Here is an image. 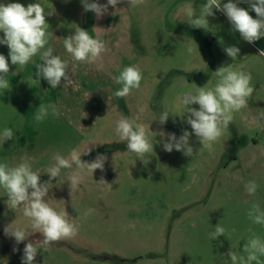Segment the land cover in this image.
Returning a JSON list of instances; mask_svg holds the SVG:
<instances>
[{"label": "rangeland", "instance_id": "rangeland-1", "mask_svg": "<svg viewBox=\"0 0 264 264\" xmlns=\"http://www.w3.org/2000/svg\"><path fill=\"white\" fill-rule=\"evenodd\" d=\"M36 2L52 12L46 22L54 35L46 47L69 62L72 83L65 86L62 80L52 89L35 77L39 54L21 68L11 64L7 45L0 44V54L9 62L10 83L8 90H0V134L4 128L14 132L12 140L0 138V163L14 167L28 157L43 183L49 180L46 170L57 153L67 157L73 148L83 152L89 147L82 161L91 162L100 154L107 159L103 172L85 175L71 194L68 178L74 168L62 169L60 178L51 181L50 205L57 211L66 208L69 219L79 223V232L75 238L54 242L47 251L38 248L34 264H232L230 250L246 258L244 244L253 235L264 240V224L248 217L251 203L264 209V121L255 120L264 112V56L259 55L264 37L252 44L244 41L226 15L215 9L205 29L177 15L187 4L198 12L206 0H145L136 7L124 0L116 8L109 6L100 19L85 12L81 0H0L25 7ZM238 7L256 18L245 0ZM77 27L105 41L108 51L102 60H72L63 39ZM226 46L240 49L236 59L226 55ZM227 64L243 65L252 76L255 90L248 107L233 114L229 128L211 147L193 133L190 157L175 149L166 152L156 143L162 141L160 132L179 138L184 130L192 131L178 98L197 87H214V71ZM133 65L142 72L140 88L125 98L116 97L122 85L113 78ZM41 103L54 105L60 115H53L49 107L45 120L35 121ZM163 111L170 116L161 125L158 117ZM121 117L149 126L152 152L138 158L128 151L127 142L115 133ZM101 178L112 183L111 188L98 184ZM252 180L258 185L254 196L244 187ZM14 220L29 225L22 208L8 207L7 194L0 188V264H21L24 245L42 239L27 227L29 236L16 244L4 234V227ZM218 223L225 235L212 240L209 233ZM259 259L264 264V256Z\"/></svg>", "mask_w": 264, "mask_h": 264}, {"label": "clouds", "instance_id": "clouds-1", "mask_svg": "<svg viewBox=\"0 0 264 264\" xmlns=\"http://www.w3.org/2000/svg\"><path fill=\"white\" fill-rule=\"evenodd\" d=\"M123 2L124 0H107V3L101 4L97 0H81L84 11L94 13L97 19L108 13L109 6L116 8ZM144 2L145 0H127L131 7L142 5ZM245 2L249 3L251 10L255 12V19L248 10L238 7L240 0L236 2L228 0L223 4L221 0H206V3L199 6L198 12L192 4H187L178 11L177 15L186 17L189 25L205 29L209 24L207 18L215 15V9L226 15L233 30L238 31L244 41L252 44L264 37V0H245ZM50 15L52 12H46L37 2L30 3L27 7L21 3H0V32L3 33L0 44L7 45L11 64L21 68L39 54L40 62L35 63V77L38 80H46L52 89H56L61 85L62 80L65 86L71 84L72 76L69 62L54 55L52 47H46L49 36L54 35L53 32L51 34L48 32L49 24L46 22V16ZM63 46L73 61L87 64L102 60V54L108 51L104 40L99 37L93 38L88 31L80 27L75 29L74 34L63 39ZM223 50L232 60L240 53V49L236 46H226ZM193 51L192 47L187 48L189 54ZM259 55L264 56V50L259 51ZM243 67V65L236 68L231 64L221 65L214 71L217 77L214 87H197L194 93L189 91L182 94L178 100L184 106L183 115L187 113L186 123L191 126L192 131L184 130L179 138L175 133L160 132L162 141L156 143H162L166 152L170 153L175 149L190 157L193 154V147L189 138L193 133L202 145L208 147L218 141L224 130L229 128L233 114L248 107V100L255 90L251 86V74L245 72ZM8 73V59L0 54V90L9 89ZM142 78L138 66L124 67L120 74L113 78L117 84L122 85L114 95L119 98L127 97L133 89L140 88ZM194 104L199 105V108L189 107ZM49 107H52L53 115H60L54 105L46 106L41 103L36 109L35 121L45 120L49 115ZM169 116V112L163 111L158 117L159 123L165 124ZM255 120L264 121V112H260ZM148 132L149 126L138 123L136 119L121 117L116 121L115 133L121 141L127 142L128 151L135 153L138 158L153 151V143L149 140ZM13 137L14 132L10 128H4L0 134L4 142L12 140ZM90 151L89 147L83 152L73 148L67 157L59 153L55 154L53 157L55 163L46 170L49 180L43 183L40 180L41 175L33 171L28 157H23L14 167H10L6 162L0 163V188H3L7 194V205L10 209L22 208L23 216L29 221V225L21 226L14 220L4 227V234L13 237L16 244L25 241L29 236L27 227L42 235L38 243L29 241L24 245L21 264H34L39 252L38 248L47 251L54 242L72 239L78 235L79 223L69 219L66 208L59 211L53 208L48 200V192L52 188L51 181L60 178L62 169H75L68 178L70 194L82 183L85 175L93 176L97 169L103 172L107 159L105 155H97L91 162L81 160V156L88 155ZM97 183L109 188L112 184L103 178ZM244 187L248 195L254 196L258 185L252 180ZM248 217L255 224H264V209L258 202L251 203ZM225 231V228L218 223L215 230L209 233L210 238L215 240L224 236ZM17 250L13 249V251ZM243 251L247 253L246 258L242 255L238 256L232 250L228 252L232 264H252L253 261L260 264L259 258L264 256V240L253 235L244 244Z\"/></svg>", "mask_w": 264, "mask_h": 264}]
</instances>
